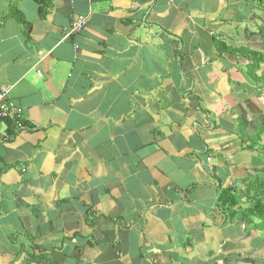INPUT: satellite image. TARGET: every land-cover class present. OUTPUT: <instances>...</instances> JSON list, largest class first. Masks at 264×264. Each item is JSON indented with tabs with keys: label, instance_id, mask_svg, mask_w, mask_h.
<instances>
[{
	"label": "crops",
	"instance_id": "1",
	"mask_svg": "<svg viewBox=\"0 0 264 264\" xmlns=\"http://www.w3.org/2000/svg\"><path fill=\"white\" fill-rule=\"evenodd\" d=\"M256 6L0 0V264H264Z\"/></svg>",
	"mask_w": 264,
	"mask_h": 264
},
{
	"label": "built area",
	"instance_id": "2",
	"mask_svg": "<svg viewBox=\"0 0 264 264\" xmlns=\"http://www.w3.org/2000/svg\"><path fill=\"white\" fill-rule=\"evenodd\" d=\"M85 24L86 20L84 19L73 21L68 33L73 34L81 30ZM19 114L20 109L18 107H15L14 104L8 102L7 92L5 93V91H3V93H0V140L4 139L8 134V125H6L7 121L18 119Z\"/></svg>",
	"mask_w": 264,
	"mask_h": 264
},
{
	"label": "trees",
	"instance_id": "3",
	"mask_svg": "<svg viewBox=\"0 0 264 264\" xmlns=\"http://www.w3.org/2000/svg\"><path fill=\"white\" fill-rule=\"evenodd\" d=\"M256 2H257V5H258L256 7L258 9L264 11V0H256ZM40 13H42V12L40 11ZM214 43H215V46H216L215 48L217 49V52L220 53V54L225 52V47L229 48L228 44L224 43L223 41H215ZM254 55L258 57V61L259 62L261 60H263V57L261 56V53L254 54ZM257 62H256L255 65H257ZM7 123L9 124L11 131H13L15 126L18 127V128L23 129L22 127H25V122H24V118H23V115H22V110L20 109V114H19V118L18 119L9 120V121H7ZM220 201H221V206H223V207H232V206H234L236 204V198L231 196L229 191H225V192H223L221 194ZM257 209H258V211H260L259 208H257ZM261 211L262 212L260 214H258V216L261 215L262 219H263V222H264V210H261Z\"/></svg>",
	"mask_w": 264,
	"mask_h": 264
},
{
	"label": "clouds",
	"instance_id": "4",
	"mask_svg": "<svg viewBox=\"0 0 264 264\" xmlns=\"http://www.w3.org/2000/svg\"><path fill=\"white\" fill-rule=\"evenodd\" d=\"M14 105H15V104H14ZM7 124H8V123H7ZM7 124H6V125H7ZM6 127H7V126H6ZM7 130H8V133H9V131H10V126H9V124H8V129H7ZM12 132H14V130H13Z\"/></svg>",
	"mask_w": 264,
	"mask_h": 264
},
{
	"label": "rangeland",
	"instance_id": "5",
	"mask_svg": "<svg viewBox=\"0 0 264 264\" xmlns=\"http://www.w3.org/2000/svg\"><path fill=\"white\" fill-rule=\"evenodd\" d=\"M263 228H264V224H263Z\"/></svg>",
	"mask_w": 264,
	"mask_h": 264
}]
</instances>
